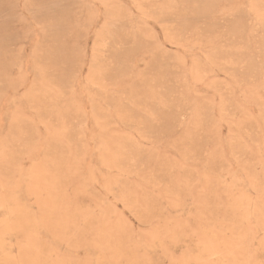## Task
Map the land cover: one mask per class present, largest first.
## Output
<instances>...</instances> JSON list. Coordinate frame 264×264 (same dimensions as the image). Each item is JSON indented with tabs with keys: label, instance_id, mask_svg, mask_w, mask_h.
<instances>
[{
	"label": "rangeland",
	"instance_id": "1",
	"mask_svg": "<svg viewBox=\"0 0 264 264\" xmlns=\"http://www.w3.org/2000/svg\"><path fill=\"white\" fill-rule=\"evenodd\" d=\"M0 264H264V0H0Z\"/></svg>",
	"mask_w": 264,
	"mask_h": 264
}]
</instances>
